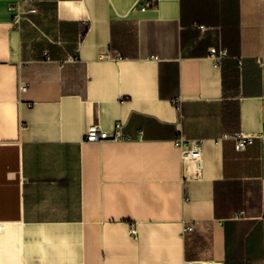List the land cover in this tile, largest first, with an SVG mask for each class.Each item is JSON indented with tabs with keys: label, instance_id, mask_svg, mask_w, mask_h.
I'll use <instances>...</instances> for the list:
<instances>
[{
	"label": "crops",
	"instance_id": "crops-1",
	"mask_svg": "<svg viewBox=\"0 0 264 264\" xmlns=\"http://www.w3.org/2000/svg\"><path fill=\"white\" fill-rule=\"evenodd\" d=\"M263 98L264 0H0V264H264Z\"/></svg>",
	"mask_w": 264,
	"mask_h": 264
},
{
	"label": "built area",
	"instance_id": "built-area-1",
	"mask_svg": "<svg viewBox=\"0 0 264 264\" xmlns=\"http://www.w3.org/2000/svg\"><path fill=\"white\" fill-rule=\"evenodd\" d=\"M32 12L35 11L34 8L30 9ZM15 21L18 22L21 18V12L17 11L15 16ZM210 53L212 56L215 57V63H220V60L225 56L226 50L222 49L218 51L215 47H211ZM239 64H241V59L238 60ZM23 89L26 88V86L22 87ZM262 118L264 121V98L262 99ZM122 124L117 123L115 131L112 133H109L108 131L102 129L99 126L96 125H90L85 133V139L87 141L95 142V141H102L105 139H121L123 137L121 132ZM231 138L235 142V147L237 150H244L246 147L251 144L254 141L255 136L252 134L245 133L243 131H237L234 132L232 135H230ZM174 144L178 146L182 151V158L184 160L193 159L196 161H201L202 159V152H203V146L201 140H188L183 134H180L176 139H174ZM244 214V210L238 211V213L235 215L236 218H240ZM195 227L194 223H187L183 227V232L192 231ZM135 232L134 229H132V233ZM188 264H224L223 261L220 260H209V261H203L200 263H188Z\"/></svg>",
	"mask_w": 264,
	"mask_h": 264
}]
</instances>
